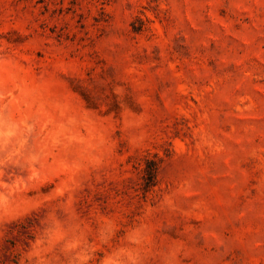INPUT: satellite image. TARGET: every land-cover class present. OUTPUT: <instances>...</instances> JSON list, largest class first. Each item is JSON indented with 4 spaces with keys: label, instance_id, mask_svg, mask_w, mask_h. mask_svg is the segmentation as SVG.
Listing matches in <instances>:
<instances>
[{
    "label": "rangeland",
    "instance_id": "obj_1",
    "mask_svg": "<svg viewBox=\"0 0 264 264\" xmlns=\"http://www.w3.org/2000/svg\"><path fill=\"white\" fill-rule=\"evenodd\" d=\"M0 264H264V0H0Z\"/></svg>",
    "mask_w": 264,
    "mask_h": 264
}]
</instances>
